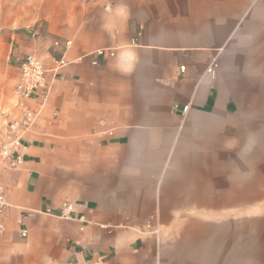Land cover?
Masks as SVG:
<instances>
[{"label": "crops", "instance_id": "1", "mask_svg": "<svg viewBox=\"0 0 264 264\" xmlns=\"http://www.w3.org/2000/svg\"><path fill=\"white\" fill-rule=\"evenodd\" d=\"M4 30L0 134L17 59L39 56L52 89L3 174L0 264H264L246 208L263 198L264 0H0ZM66 203L70 219L45 213Z\"/></svg>", "mask_w": 264, "mask_h": 264}, {"label": "built area", "instance_id": "2", "mask_svg": "<svg viewBox=\"0 0 264 264\" xmlns=\"http://www.w3.org/2000/svg\"><path fill=\"white\" fill-rule=\"evenodd\" d=\"M101 0H85L87 3L98 4ZM71 45L67 41L64 45L65 52ZM62 42L55 40L51 48V56L55 60L54 72L59 74L60 70L68 65L65 59ZM60 53L61 57L57 58ZM115 56L112 49L99 50L89 57L93 58L92 64L98 66L97 58L107 59ZM18 62V83L15 90L17 114L6 125L0 134V234L5 231L3 217L8 207L7 190L3 184V174L17 171L23 164V151L26 149L28 134L35 126L40 112L51 92L52 83L47 79V69L44 61L37 55H27ZM185 71V67L181 68ZM212 72V70H211ZM189 106H184L182 112L185 114ZM178 110V106H175ZM73 204L66 203L59 212L47 210L45 213L61 218H72ZM21 237H27V232L23 231ZM85 264H104L102 257L87 261Z\"/></svg>", "mask_w": 264, "mask_h": 264}, {"label": "rangeland", "instance_id": "3", "mask_svg": "<svg viewBox=\"0 0 264 264\" xmlns=\"http://www.w3.org/2000/svg\"><path fill=\"white\" fill-rule=\"evenodd\" d=\"M12 31L13 30H4L0 33V88H3V83L6 77H9V79H11L10 76H13V74L10 72L12 68L10 62L8 61L9 50L5 41V35L10 32L12 33ZM262 181V200L247 199L246 208L255 210V213H257V215H260V217H256V220L260 218V223L264 225V179H262ZM250 192H252L251 194L258 196L259 187H257V185L251 187Z\"/></svg>", "mask_w": 264, "mask_h": 264}]
</instances>
